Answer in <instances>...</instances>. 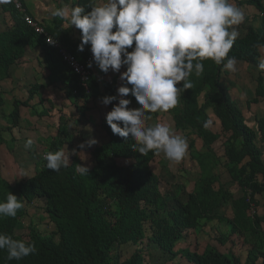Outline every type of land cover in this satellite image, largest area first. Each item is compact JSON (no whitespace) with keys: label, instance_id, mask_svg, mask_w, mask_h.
Returning <instances> with one entry per match:
<instances>
[{"label":"trees","instance_id":"16d2710c","mask_svg":"<svg viewBox=\"0 0 264 264\" xmlns=\"http://www.w3.org/2000/svg\"><path fill=\"white\" fill-rule=\"evenodd\" d=\"M21 1L25 7V0ZM233 2L239 8L253 7L257 13L244 15V22L237 28L239 37L229 56H234L239 64L258 68L259 62L264 60V0ZM87 3L88 0H74L73 6ZM25 10L30 14L26 7ZM0 15L10 19L8 24L4 22L5 29L0 32V82L10 77L12 67L21 62L28 49L39 48L50 78H55L67 98L74 101L78 114L75 121L91 123L87 112L97 106L101 97L115 94L118 80L113 78L100 83L92 75L88 88L81 85L78 75L58 50L26 24L24 14L13 2L0 5ZM63 23L64 19L55 17L51 25L41 24L84 62L89 47L83 52L77 51L80 40L71 39V32L69 28H62ZM203 63V74L197 77L193 73L190 77L193 87L182 89L178 106L166 113L172 116L175 129L187 138L191 158L200 166L192 190L176 186L172 193L163 192L160 176L152 168L153 160L161 153L150 151L141 155L134 151L132 138L125 140L113 135L105 118L101 119L106 141L91 148L94 165L89 167V175L76 172V165H81L76 157H70L69 166L58 173L47 169L46 161L41 159L34 175L10 183L3 175L0 159V202L11 192L24 204L15 218H0V233L34 242L37 248L35 254L19 261H8L6 250H0V264H145L147 246L159 248L169 254L170 259L184 253L193 264H264V212L260 210L264 206V115L255 118L257 129H254L226 84L224 76H228L229 71L211 60ZM263 73L259 70L255 96L246 100L247 110L264 100ZM40 89L41 85L36 83L26 99L13 98L9 125L0 126V146L14 151V129L22 125V108L36 109L31 102L35 95H40ZM3 94L4 91H0V110L5 105ZM132 99L130 107L137 105ZM44 102L40 96V105ZM111 107L107 106L108 111ZM47 113L45 107L36 112L39 118ZM158 114L150 113L146 126H152L151 118ZM62 119L60 116L57 136L52 137L44 154L61 148L66 152L71 145L70 135L74 131L67 119ZM212 123L218 124L219 132L213 130ZM220 136L225 138V170L242 193L239 197L231 188H225L214 172L220 160L214 145ZM198 140L204 149L197 150ZM37 200L43 201L41 209L55 225L49 235L42 234L33 220L23 227L28 208ZM229 201L232 217L220 212ZM216 220L226 227L227 232L218 239L226 251L211 242L195 252L189 249L185 252L177 246L186 236L194 233L199 236ZM20 226L24 234L18 232ZM127 244L137 248L121 261L117 250Z\"/></svg>","mask_w":264,"mask_h":264},{"label":"clouds","instance_id":"9594fccd","mask_svg":"<svg viewBox=\"0 0 264 264\" xmlns=\"http://www.w3.org/2000/svg\"><path fill=\"white\" fill-rule=\"evenodd\" d=\"M12 2L0 0V5ZM51 15L68 19L79 30L77 51L89 47L92 54L88 68L95 65L105 75L118 74L115 94L100 98L103 106H112L105 114L112 134L132 138L134 151L141 155L162 152L169 161L180 163L188 151L187 138L167 123L146 126L145 122L150 113H168L178 106L181 90L193 87V73L197 77L203 74V61L211 60L231 72L237 70V60L229 53L245 19L241 9L233 0H88L70 10L67 5L56 8ZM48 42L55 43L53 39ZM258 68L264 71V60ZM180 84L182 87H177ZM132 98L138 107H130ZM33 143L27 139L25 148L30 149ZM97 143L89 136L77 148L84 153ZM77 152L61 148L46 152L43 159L47 169L58 173L69 166V156ZM75 170L89 175V166L77 164ZM23 207L21 198L8 192L6 200L0 202V218H15ZM0 250H6L8 261L37 252L34 242L3 233Z\"/></svg>","mask_w":264,"mask_h":264},{"label":"rangeland","instance_id":"374dc122","mask_svg":"<svg viewBox=\"0 0 264 264\" xmlns=\"http://www.w3.org/2000/svg\"><path fill=\"white\" fill-rule=\"evenodd\" d=\"M55 3L52 0H47L49 8L55 10L56 8L63 7L65 5L68 6L69 10L74 7L73 2L74 0H60L56 1ZM95 3L99 2V0H94ZM235 4V3H234ZM244 15H253L257 13V11L253 7H246L240 8ZM68 20V19H64ZM21 67V65L19 66ZM237 70L235 72L229 71L228 76H224L226 80V84L232 94L234 101L244 109V113L246 115L247 121L250 125L253 126L254 129H257L254 120L256 117H263L264 115V100L261 99V102L258 105H252L251 110L246 109V100L251 99L255 96V90L257 87V76L259 74L258 68L248 65V64H239L236 65ZM17 72H20V69H17ZM99 74H102L99 72ZM16 72L14 77L16 78ZM103 75V74H102ZM264 76V73H263ZM19 77V76H18ZM103 78L107 79L108 81L113 80V76L111 73L104 75ZM18 81L17 85H15V90L18 88L22 92V77ZM39 82L46 86V92L49 90V86L58 84L60 88V83H56L55 78L47 77L44 79L43 76L39 77ZM31 80V79H30ZM118 80V79H117ZM15 82V79L11 77V84ZM7 83V82H6ZM6 83H0V89H6ZM32 86V85H31ZM27 85L28 88L31 87ZM58 90H62L61 88ZM59 91L56 90L58 93ZM55 92V93H56ZM61 94L64 93V90L60 91ZM56 93V94H57ZM11 94V93H10ZM25 95V94H24ZM22 96V95H20ZM46 99L51 100V96L45 94ZM4 97V96H3ZM5 105L3 109L0 110V126H8L9 125V113L12 110V98L7 101L4 97ZM22 99V97L20 98ZM71 101V100H70ZM74 102L73 99L71 103ZM43 106L46 108V112H49V109H52V117L48 118H39L35 117L32 113L31 109L23 108L22 111V118L21 122L22 125L19 128L14 129V151H10L9 147L2 145L0 146V159L2 164V172L4 177L10 182L14 183L17 181H21L26 179L35 173V169L37 165L40 163L39 161L43 159L44 150L47 149L48 143L52 139V137H48L46 140L43 139L36 144L35 148L26 149L25 142L27 140L26 134L31 131V135L33 141L36 143L37 137L43 136L46 133L47 136L54 135L57 136L58 127L55 123L57 122V111L59 109H53L51 107V103L48 101L43 103ZM92 106V105H91ZM93 107V106H92ZM91 107V108H92ZM137 107L134 106L133 108ZM43 109L42 105L39 107ZM94 108V107H93ZM95 109V108H94ZM100 109V110H99ZM101 107L93 111L87 112V120L90 121L86 122H76V116L78 115L76 112V108L72 107L70 109L65 110L64 118H67V121L72 129L73 134L70 135L71 138V145L67 146V150L69 153L72 152L73 149H76L78 152L76 155H70V157H76L81 162L82 166H89L92 167L94 165L92 156L90 154L91 148H86L83 152H79L80 150L77 146L86 140L89 136H92L98 140V143H103L106 141V133L101 130V120L105 118L106 112L108 110H102ZM100 111V112H98ZM101 115H98V114ZM77 114V115H76ZM70 115H74L75 117H70ZM212 115V114H211ZM59 116V115H58ZM101 116V118H99ZM70 118L73 119L70 121ZM213 118V117H212ZM32 120V121H31ZM31 121L32 123L30 124ZM34 121V123H33ZM163 122L167 123L171 126V128L179 135L182 136L180 131L175 129V124L171 115L166 113H159L154 118H151V123L154 125L155 123ZM28 123L31 125L29 126ZM31 127V128H29ZM212 128L215 131H220L218 124L212 123ZM27 130V131H26ZM29 139V137H28ZM45 144H43V143ZM224 142L225 138L220 136L219 141L214 145V150L219 157L218 166L215 168L214 172L219 176V181L222 183L225 188H231L235 192V196L239 197L242 193L238 191L237 186L231 182L228 173H226L224 162ZM97 143V144H98ZM204 149L202 146V142L198 140L197 150ZM87 158V159H86ZM86 159V160H85ZM153 170L160 176V186L163 192H174L176 190V186H184L186 190H192L194 186V181L198 179L200 174V166L196 162V160H192L189 150L185 158L180 163H174L169 161L164 154L161 152L160 156L152 162ZM217 186V185H216ZM43 207V201L37 200L35 203L28 208V216H26L23 221V227L25 228L29 223L30 220H33L36 224L37 229L45 235L51 234L55 230V225L52 223L47 216L46 213L41 209ZM225 209V210H224ZM261 213L264 212V206L260 208ZM221 213H226L228 217L233 216V210L230 206V201L225 203L223 210L220 211ZM264 226V224H263ZM20 226L18 228V232L24 234V228ZM199 236L194 233L190 237L186 236L184 239L178 242V247L186 252L187 249L189 251L195 252L201 251L207 242H211V244L215 245L216 247L220 248L222 251H226L227 249L220 244L219 237L221 234L226 233V227L223 225L222 222L216 220L213 223L208 224ZM137 248L136 245H123L118 248V252L120 253L121 261L127 259ZM145 252V264H193L189 261L188 258L183 254H179L177 257H173L170 259V255L164 253L162 250L155 246H147ZM186 249V250H185Z\"/></svg>","mask_w":264,"mask_h":264},{"label":"crops","instance_id":"0c3cea01","mask_svg":"<svg viewBox=\"0 0 264 264\" xmlns=\"http://www.w3.org/2000/svg\"><path fill=\"white\" fill-rule=\"evenodd\" d=\"M52 1L55 3L54 0H52ZM56 1H60V0H56ZM25 7L31 15H33L39 22H41L44 25H51L55 19V17H53L51 15V12L54 10L49 8L47 0H25ZM9 21H10V19H8V17L6 18V16L0 15V32L5 29L4 22H7V24H8ZM62 28L63 29L69 28V30L71 32L70 33L71 39H73L74 41L80 40L79 30L76 29L75 26H71L69 23V20H64V23L62 24ZM42 58H43V52L41 49H39V48L28 49L25 53V56L22 58L21 62L19 64H17L16 66L12 67L11 72H10V77L8 79H5V80L0 82L3 84L7 82L6 83V86H7L6 89L3 88V90L0 89V91H4L5 94H3V96L7 99V101L10 100V98H12V100H13L14 97H16L18 99H20L22 97V99L24 100L28 97L29 89L34 84L39 83V85H41V87H42V89L39 90L40 95H38V94L35 95L33 98V101L31 102V104L36 109L34 110L31 107H23V108H24V110H25V108L31 109L32 113L36 117L37 116V114H36L37 110H42L39 108L41 106L40 105V96H41L45 100V102L48 101L49 103H51V107H54L53 109H59L60 110V111H57V113L59 112L57 114L58 120H57V122L55 120V123H54L58 127V124L60 121V116H62L63 117L62 120H64L65 119L64 118V114H65L64 111L69 109V107H70V109L72 107L74 108V105H73V102L71 103L72 100L67 98L65 91H64V93L61 94L60 91H62L63 88L60 87L62 90L59 91L58 90V88H59L58 84L49 86V90L46 92V86L39 82V80H40L39 77H41V76H43L44 79H47V77H50L49 71L47 69H45L44 65L42 64ZM20 65H21V67H19ZM18 68L20 69V72H17ZM122 71H123V69H122ZM15 72L17 74L16 78L14 77ZM99 72L102 73L95 66L93 68V75L99 79L100 83H103V81H105L107 79L103 78V76L105 75L104 73H102L103 74L102 75V74H99ZM111 74L114 78L118 79V74H113V73H111ZM18 76L20 78L22 77V92L18 88H16V90L14 88L15 85L18 84L17 82L20 81ZM11 77L15 79V82L13 84H11ZM56 83H58V82L56 81ZM27 85H30V86L32 85V86L30 88H28ZM118 85H119V80H118ZM60 86H62V85L60 84ZM56 90L59 92L57 93ZM45 94L50 95L52 97L51 100L46 99ZM20 95H22V96H20ZM98 106H99V108L100 107L102 108L101 113H102V110H108V108L103 106L100 103V101L98 102L97 106H94V108L97 109ZM42 107H45V106L42 105ZM23 108H22V111H23ZM94 108L90 111L95 110ZM48 109H49V112L42 118L52 117L53 111L49 107H48ZM98 112H100V111H98ZM98 115H101V114H98ZM99 118H101V116H99ZM31 121H29L30 124L32 123ZM33 123H34V121H33ZM30 124L28 123L29 126H31ZM29 128H31V127H29ZM30 133H31V131H29L28 134H26L27 139H28V137L29 138L32 137V135ZM45 137L47 140L48 137H54V135L47 136L45 133L41 137L38 136L37 139H35L37 142L33 143L32 148H35L36 147L35 145L38 144L39 141H41V140L43 141V139H45ZM31 139L33 140V138H31ZM38 139H41V140H38ZM43 144H45V143H43Z\"/></svg>","mask_w":264,"mask_h":264},{"label":"built area","instance_id":"2783aa9c","mask_svg":"<svg viewBox=\"0 0 264 264\" xmlns=\"http://www.w3.org/2000/svg\"><path fill=\"white\" fill-rule=\"evenodd\" d=\"M15 8L24 14V21L26 24L32 28L37 34L43 35L45 37V41L58 50V53L63 58V60L70 66V68L78 75L80 79V84L88 88V82L91 79L93 68H88L87 64L92 58V54L89 50L85 61L81 62L78 60L77 56L70 52L68 48L57 38L52 36L46 31L44 25H42L33 15L26 13L25 7L21 0H13ZM53 39L55 43L50 44L48 41ZM76 92V91H75Z\"/></svg>","mask_w":264,"mask_h":264}]
</instances>
